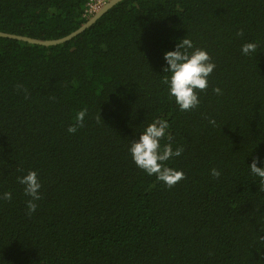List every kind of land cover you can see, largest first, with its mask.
Segmentation results:
<instances>
[{"label":"trees","instance_id":"16d2710c","mask_svg":"<svg viewBox=\"0 0 264 264\" xmlns=\"http://www.w3.org/2000/svg\"><path fill=\"white\" fill-rule=\"evenodd\" d=\"M88 1L0 0V32L62 38ZM184 36L216 64L189 111L162 71ZM247 41L255 57L241 55ZM155 119L169 122L162 145L183 146L166 162L184 172L171 187L127 151ZM253 157H264V0H124L61 45L0 37V194L13 193L0 200V264H264ZM29 170L41 183L32 213L17 180Z\"/></svg>","mask_w":264,"mask_h":264},{"label":"clouds","instance_id":"9594fccd","mask_svg":"<svg viewBox=\"0 0 264 264\" xmlns=\"http://www.w3.org/2000/svg\"><path fill=\"white\" fill-rule=\"evenodd\" d=\"M236 35L240 36L242 32L237 30ZM240 53L243 56L255 57L258 53V43L256 41L242 43ZM163 60L165 65L162 71L167 74L163 83L167 87L168 96L174 100L181 111H189L198 107L200 99L196 90L203 91L208 87V77L216 67L208 52L204 48L194 46L193 42L184 36L179 39V43H175L172 50L163 53ZM212 92L222 95L220 87L212 88ZM83 117L84 113L81 112L80 123H82ZM208 123L215 126L216 122L209 118ZM168 129L169 122L166 119L153 120L144 127L138 137L130 140L127 151L136 167L149 176L155 175L159 182L171 187L184 179V172L168 166L166 162L180 156L183 146L173 148L171 142L161 144V140L164 138L171 141ZM76 131V126L70 125L67 128L68 133ZM258 162L260 166H257ZM247 168L250 174L258 178L259 182L264 185V157H253ZM209 172L214 178L221 175L217 168H211ZM17 180L23 185V194L28 198L25 200L27 212L32 213L37 208L36 202L41 199V183L37 173L29 170L17 177ZM12 196V192L4 191L0 194V200H11Z\"/></svg>","mask_w":264,"mask_h":264},{"label":"water","instance_id":"95a60500","mask_svg":"<svg viewBox=\"0 0 264 264\" xmlns=\"http://www.w3.org/2000/svg\"><path fill=\"white\" fill-rule=\"evenodd\" d=\"M121 1H124V0H109L95 15L89 18L80 28L70 33L69 35L59 38V39L38 40V39H33L29 37L18 36V35H13V34H8V33H2V32H0V37L6 38V39H14V40L25 42L31 45H38V46H45V47L61 45V44H64L74 39L76 36L82 33L85 29L93 25L103 14H105L108 10H110L113 6L120 3Z\"/></svg>","mask_w":264,"mask_h":264},{"label":"built area","instance_id":"2783aa9c","mask_svg":"<svg viewBox=\"0 0 264 264\" xmlns=\"http://www.w3.org/2000/svg\"><path fill=\"white\" fill-rule=\"evenodd\" d=\"M109 0H89L84 12L87 19L95 15Z\"/></svg>","mask_w":264,"mask_h":264}]
</instances>
